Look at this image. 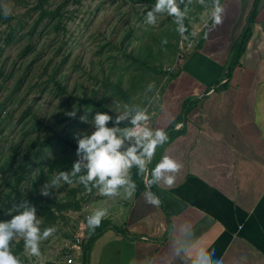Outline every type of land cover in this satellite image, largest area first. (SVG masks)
<instances>
[{
	"label": "crops",
	"instance_id": "0c3cea01",
	"mask_svg": "<svg viewBox=\"0 0 264 264\" xmlns=\"http://www.w3.org/2000/svg\"><path fill=\"white\" fill-rule=\"evenodd\" d=\"M254 2L223 0L222 24L212 27L208 19L202 48L177 64L182 72L151 112L149 126L166 131L184 99H199L185 122L176 124L182 132L158 147L153 157L158 163L167 155L182 165L172 186H152L160 205L146 203L144 179L134 168L131 176L137 189L132 198H125L123 190L116 197L95 190L82 207L89 214L106 208L103 220L110 223L93 244L86 264L133 260L140 264L147 257L153 264H185L183 257L171 255L169 239L170 226L185 220L193 224L199 245L214 250L222 264H264V0L240 66L230 82L223 78ZM196 31L194 36L200 32ZM218 81V87L226 83L229 87L215 91L211 87ZM73 214L77 221L78 212ZM76 221L69 237L62 239L63 248ZM46 261L66 264L62 257L38 264ZM74 264H82V257H76Z\"/></svg>",
	"mask_w": 264,
	"mask_h": 264
},
{
	"label": "rangeland",
	"instance_id": "374dc122",
	"mask_svg": "<svg viewBox=\"0 0 264 264\" xmlns=\"http://www.w3.org/2000/svg\"><path fill=\"white\" fill-rule=\"evenodd\" d=\"M37 3L38 0H0V11L11 18L8 22L0 20V167L4 170L0 174V222L10 220L17 214L13 211L15 206L28 202L31 191L40 188L41 192L53 173L62 170L52 162L62 155L63 146L55 144L57 139L66 135L73 138L76 134L73 139L77 141L82 131L89 134L93 131L94 114L76 98L101 100L113 111V101L131 106L126 101L129 93L136 106L145 108L152 120L151 112L159 108L165 79L148 71L145 63L162 65L167 72L171 68L173 72L169 73L174 74L180 66L177 64L182 63V56L193 47V43L186 44L180 35L173 59L172 50L159 42L163 33L173 26L169 16L158 14L157 24L149 25L146 13L152 8L137 0L132 3L129 0H49L46 8L54 11L60 7L59 16L46 18L37 33L31 35L39 15L33 11ZM185 5L195 34L204 28L210 8L205 9L197 0L191 3L185 0L181 8ZM10 32L11 40L7 39ZM135 78L139 81L138 89L131 92ZM118 81L126 96L110 91ZM59 86L65 88V93L59 91ZM72 110H77L76 118L65 115ZM84 115L87 123L79 119ZM51 138L52 144H49ZM70 159L67 172L79 159L76 151ZM18 180L19 187L14 189L11 185ZM36 182L40 183L37 188ZM79 186L62 184L59 189H50L52 195L48 197L73 203L81 200L82 207L87 206L94 189L79 192L74 198L71 190ZM73 213V210L58 212V219L51 222L41 219L42 229L54 226L56 232L41 241L39 257L28 255L23 245L17 255L21 264L64 258L62 239L69 237L76 221Z\"/></svg>",
	"mask_w": 264,
	"mask_h": 264
},
{
	"label": "clouds",
	"instance_id": "9594fccd",
	"mask_svg": "<svg viewBox=\"0 0 264 264\" xmlns=\"http://www.w3.org/2000/svg\"><path fill=\"white\" fill-rule=\"evenodd\" d=\"M191 2L192 0H188V3ZM197 2L206 9L210 8L209 19L212 27L222 24L225 9L221 0H210V3L209 0ZM184 3L185 0H156L154 7L146 13V23L155 26L158 14H166L174 17L176 31L183 35L188 31L184 25L187 5L181 9ZM205 26H209L207 22ZM162 43L166 44L167 40ZM112 110L117 113L115 117L108 112H95L91 122L93 131L90 134L82 131L76 141L75 151L79 159L73 163L70 172H54L45 182L41 195L50 196V189H59L62 184L75 183L83 185L87 192L96 189L104 197L119 196L123 190L125 198L130 199L137 189V184L131 176V171L135 168L136 175L144 179L146 203L160 205V198L151 191L152 186L161 183L172 186L174 174L182 167L176 160L164 155L151 170L148 168L157 147L168 141L167 133L163 129H153L149 126L150 115L145 108L113 101ZM76 111H68L65 115L76 118ZM79 119L83 123L88 122L86 115ZM122 121H127L126 126H119ZM109 122L113 123V127L107 126ZM75 136L76 134L73 138ZM13 211L17 214L6 222H0V264H21V260L12 252L11 245L14 240L22 239L27 254L39 257L41 241L47 240L56 232L54 226L41 228L42 220L36 216V208L28 206L27 201L15 206ZM107 215L106 208L94 209L86 217L85 227L94 233ZM174 232L177 235L173 236ZM169 239L171 255L183 257L185 264H222V260L215 256L214 250L199 245L195 228L189 221L171 225ZM131 264H136V261L133 260ZM140 264H153V260L147 257Z\"/></svg>",
	"mask_w": 264,
	"mask_h": 264
},
{
	"label": "trees",
	"instance_id": "16d2710c",
	"mask_svg": "<svg viewBox=\"0 0 264 264\" xmlns=\"http://www.w3.org/2000/svg\"><path fill=\"white\" fill-rule=\"evenodd\" d=\"M16 1L22 2L23 0H16ZM129 1L132 3L135 0H129ZM260 1L261 0H255L253 8H252V10H251V12L247 18L246 26H244L243 32H242L240 38L238 39V41L235 43V45L232 48L227 66L225 68V73L223 75V78L227 80V83L230 82V80L232 79L233 74L236 71V68L240 66V61L244 55L246 45H248V42L252 36L253 25L256 21ZM137 2L138 3H146V4H148V6L150 8H153L156 0H137ZM48 3H49V0H38V3L33 8V11L39 12V15H38V18L36 20V23L34 24L32 30L30 32L31 35H35L37 33V29L39 28V26L43 23V21L46 18L54 19L56 16H59L61 8L59 7L54 11L48 10L46 8ZM209 3H210V0H209ZM221 3H223V0H221ZM10 19L11 18L9 16H5L0 11V20L2 22H8ZM168 19L173 23V26L163 33L159 42L162 45L167 46L172 50V54L174 55L173 59H174L175 56L177 55V50H178L177 43H179L178 41H180L179 38H180L181 34L176 31L177 25L175 24L174 17L169 16ZM184 25L188 31L185 32L182 35V37L186 41V44L188 41L192 42L193 47L189 53H186L185 57L182 56L183 58L181 61L188 58L191 55L190 53L192 51L199 50L202 48L204 39L206 37V30H207V27L205 26L200 31L201 34L198 37L194 36L192 26H191L190 21L188 20L187 16L184 20ZM59 27L60 26L58 24L57 29ZM185 37H187V39H185ZM11 38H12V32H10L7 36V39L11 40ZM165 39L167 40L166 44L162 43V41ZM181 43H182V41H181ZM149 57L151 58V55H149ZM145 66L147 67L148 71L155 72L156 74L161 76L163 80L165 79V82H164L165 85H164L163 89L161 88L162 90L160 92V97L162 96L165 88L171 82L175 81L176 78H178V76L182 72V69L179 68V66H178L176 68V71L174 74L169 73L167 71H163L162 65L157 67L153 64H150L149 61H147L145 63ZM223 78H221V79H223ZM220 81L216 82L211 88H214L215 91H218V90H223V89L229 87V85H227V83L223 86L218 87ZM156 82L158 83L159 81L156 80ZM106 84H107V82H106ZM138 85H139V81H137V79L135 78L134 81L132 82V89L130 91L131 92H137ZM108 87L111 88V84H108ZM58 89L60 92L65 93V88L59 86ZM112 89H114V91ZM110 91H112L113 94L121 93V95H124V93L121 92V83L119 81L116 83V85L112 86ZM124 96H126V95H124ZM76 99L82 105H84L88 110L89 109L92 110V111H89L92 114H95L96 111H103V112H108V114L112 115L113 117H115V115H116L113 113V111H110L107 104H105L101 100L96 101L93 98H76ZM126 101L129 104H131V106L132 105L136 106V101L132 99V97L129 93L126 96ZM198 101H199V99L190 97V98L184 99L181 102L180 111H179L178 115L176 116L173 123L169 126V128L165 131L167 133L169 139L164 145L159 146V147L163 148L170 141H172L176 137L177 134L182 132V129H176V124L185 122L187 114L189 112H191L196 107ZM126 124H127V121H122L119 126L124 127V126H126ZM107 126L113 127V123L109 122ZM48 143L52 144V138L48 140ZM59 143H61L63 146L62 155L58 159H55V158L52 159V162H53V165H55L57 167L61 166L62 167L61 171L67 172L68 171L67 165L70 163V160H71L70 156L73 153V151H75V149L77 147V143H76L75 139H73L72 137H68V135L62 136L60 139H57L55 144H59ZM14 150H15V147H14ZM155 165H156V162L152 161L148 165L149 170H151ZM0 174H4L3 167H0ZM16 183L17 184L11 185L14 189H18L19 180ZM6 184H8V183H6ZM39 185H40V183L36 182L35 188H37ZM95 190L96 189H94V192H95ZM84 191H86L84 186L80 185L79 187L73 188L71 190V195L74 198H76L77 195L79 194V192H84ZM92 192H93V190H92ZM80 201L74 200V203H73L69 200H64V201L54 200L48 196L41 195L40 188H37L34 191H31L30 195H28V206H34L36 208V216L40 219H43L45 222L56 221L58 219V212L69 211V210H73L74 212H80L82 210V204ZM109 227H110L109 221L102 220L100 226L98 228H96L94 233H91L89 230L87 231L86 238H85V241L83 244L82 264L87 263L93 244L105 231H107V229ZM113 229L116 230L118 233H124V232H122V230L120 228L113 227ZM12 245H14L13 247L11 246L12 252L14 255L17 256L22 251L23 241L21 243L20 242L19 243H13L12 242Z\"/></svg>",
	"mask_w": 264,
	"mask_h": 264
},
{
	"label": "built area",
	"instance_id": "2783aa9c",
	"mask_svg": "<svg viewBox=\"0 0 264 264\" xmlns=\"http://www.w3.org/2000/svg\"><path fill=\"white\" fill-rule=\"evenodd\" d=\"M169 72H173V69L170 68ZM78 214L79 217L76 221V226L71 232L72 238L64 248L63 259L66 264H74L76 257L83 256V244L88 231V229L85 227L86 217L89 215L88 209L82 208Z\"/></svg>",
	"mask_w": 264,
	"mask_h": 264
},
{
	"label": "flooded vegetation",
	"instance_id": "af4514ba",
	"mask_svg": "<svg viewBox=\"0 0 264 264\" xmlns=\"http://www.w3.org/2000/svg\"><path fill=\"white\" fill-rule=\"evenodd\" d=\"M0 110H1V106H0Z\"/></svg>",
	"mask_w": 264,
	"mask_h": 264
}]
</instances>
